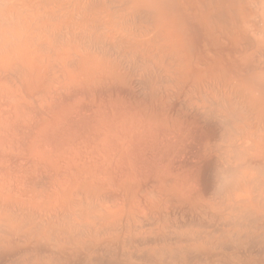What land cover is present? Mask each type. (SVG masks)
Instances as JSON below:
<instances>
[{
  "label": "clouds",
  "instance_id": "1",
  "mask_svg": "<svg viewBox=\"0 0 264 264\" xmlns=\"http://www.w3.org/2000/svg\"><path fill=\"white\" fill-rule=\"evenodd\" d=\"M0 264H264V0H0Z\"/></svg>",
  "mask_w": 264,
  "mask_h": 264
}]
</instances>
